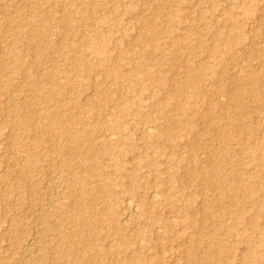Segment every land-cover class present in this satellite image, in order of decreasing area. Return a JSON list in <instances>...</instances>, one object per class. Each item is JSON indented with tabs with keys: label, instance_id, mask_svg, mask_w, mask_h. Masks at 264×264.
<instances>
[{
	"label": "rangeland",
	"instance_id": "rangeland-1",
	"mask_svg": "<svg viewBox=\"0 0 264 264\" xmlns=\"http://www.w3.org/2000/svg\"><path fill=\"white\" fill-rule=\"evenodd\" d=\"M63 14L73 20L65 29ZM102 18L107 21L100 28L119 22L129 33L108 48L112 61L122 49L123 71L145 80L139 69L144 64L169 85L181 84L173 93L167 86L160 93L173 94L168 104L174 108L173 129L181 136L164 141L163 149L175 148L166 161L154 146H146L152 139L142 136V125L131 129L133 121L121 99H134L144 89L142 98L148 103L156 84L146 80L144 88L132 86L115 74L86 70L81 60L76 68L73 58H67L69 48ZM138 36L143 43H132ZM152 36L164 50L154 52ZM199 63L204 64L201 69ZM0 71V264H149L155 258L159 264H254L244 259L245 241L233 236L232 212L222 204L237 207L232 199L237 193L248 215L259 214L251 220L255 230L246 232L260 255L255 263L264 264V165L255 188L244 185L242 174L257 170L253 158L264 162V0H0ZM191 72L200 77L202 94L191 86ZM94 77L104 96L96 93ZM86 97L97 102L95 108L84 104ZM101 106L107 109L98 112ZM130 109L136 113V105ZM69 117H84L99 127L89 150L91 166L67 142ZM117 118L133 134L136 148L164 162L161 171L151 172L145 161L135 168L132 152L118 159L104 151L101 142L121 145L116 133L109 140L101 136L106 121L116 124ZM250 127L254 132L245 131ZM165 167L168 173L161 176ZM210 168L220 171L211 175ZM222 169L231 170L230 175ZM136 173L141 185L152 182L165 189L168 200L127 208L123 199L128 193L120 189L124 177ZM111 176L115 199L109 197ZM153 189L140 188L148 203ZM186 196L192 198L187 209L195 211L196 233L180 214ZM250 198L255 205H249ZM164 204L169 205L166 212ZM110 208L116 223L124 226L123 235L109 231L105 222L98 225ZM151 215L170 225L152 226ZM221 226L227 228L226 253L216 255ZM125 238L131 239L130 248L122 247ZM102 247L110 249V257Z\"/></svg>",
	"mask_w": 264,
	"mask_h": 264
},
{
	"label": "bare ground",
	"instance_id": "bare-ground-1",
	"mask_svg": "<svg viewBox=\"0 0 264 264\" xmlns=\"http://www.w3.org/2000/svg\"><path fill=\"white\" fill-rule=\"evenodd\" d=\"M236 2V1H235ZM234 2V3H235ZM85 3V2H83ZM238 3V2H237ZM88 4H91V1L88 2ZM93 4H96V2L93 1ZM236 4V3H235ZM234 4V5H235ZM241 4V3H240ZM233 5V4H232ZM239 5V4H238ZM67 12V10H66ZM62 20V24L61 26H63V28L65 29L67 26L72 25L73 20H71L67 14H63L61 17ZM103 22L106 23L107 18H102V20H99V23H97V25H95V27H88L87 32L85 33L84 37L82 38L79 37L81 40H79V42L77 44H74L73 46H71L69 48V54L67 55V58H73L76 68H80L79 66V60L82 61V65L84 66V68L86 70L92 71L94 68L96 69H100L101 74L104 73V76H110V75H114L118 78L119 81L121 82H128L130 83V85L135 86V85H140V88H144L145 84H146V80L147 81H152V83L154 82L157 86V88H155L152 91H149V95L146 97V99H148V103H146L142 98V92L144 89H142L141 91H138L136 93V98L134 99H129V98H124L122 97V106L123 109L126 111V116L129 117L131 119V121H133L132 127L131 129H136L138 128V126L142 125V136L145 137H149V139H152L151 141H149L147 143L146 146H154L155 149L153 151L157 152V155L160 156H165V161L170 158V156H172L175 148L172 145H169V150H165L162 147L165 145L164 141H177V140H181V136L180 133L173 129V118L171 117V115L173 114L172 111H174L173 107H170L168 104V99L171 98L173 96V92L175 91V89L180 88L181 84H170L167 83V80H165V78L161 75V73L158 71V73H155V71L149 69L147 67V65L144 64H140L139 69L141 70V73L144 74V78L145 80H142L140 77H132V75L129 72L123 71L122 65H123V58L121 56L122 53V49L119 50V52L117 53L116 56L117 60L112 61L114 59V56H112V54H109L110 51L108 50V48H110V44L111 42H115L114 45H118L121 44V42L129 36L128 31L126 30V28H121L119 25V22H112L111 26L110 24H108V30L104 29V28H100L99 25ZM111 22V21H110ZM65 26V27H64ZM110 26V27H109ZM119 34V35H115V34ZM158 35V34H157ZM142 38V37H141ZM139 36L136 37L132 43L134 44H142L143 40L141 39ZM122 40V41H121ZM155 36H152V41L151 43L153 44L154 47V52L157 50H160L161 47L159 46L158 43H155ZM62 44V43H60ZM48 45H53L52 43L48 42ZM158 46V47H157ZM188 48V52L191 55V49L190 46H187ZM164 50V49H161ZM15 51V49H14ZM17 51V50H16ZM27 52L29 51L28 49L26 50ZM21 52L20 55L21 56H25V54L27 52ZM142 55H145L146 52H139ZM157 53V52H156ZM9 54V52H8ZM29 54V53H28ZM8 56V55H6ZM163 54L160 53L159 55V60H162ZM176 57V56H175ZM103 61H107V63H103ZM122 61V63H121ZM125 65V64H124ZM204 64H200L198 65L199 69H201L203 67ZM26 66V65H25ZM1 72V71H0ZM61 73V72H60ZM214 73V72H213ZM91 72H89V76ZM103 75V74H102ZM190 78L191 82H192V87H194L198 93L202 94V86H201V80L200 77L197 76V74L195 75V73L191 72L190 73ZM75 79L79 82V80H82V77H79L78 75L74 76ZM95 83V91L99 96H104V91L103 89L100 87L101 86V81L98 79V77H94L93 78ZM93 79H91L93 81ZM126 86V85H125ZM165 86L168 87V89H171L170 91H172V93H163V95H161V91H163V89H165ZM127 87V86H126ZM125 87V88H126ZM129 87V86H128ZM54 88L60 89V86H55ZM50 90V89H49ZM63 102H66L65 100L62 99ZM83 102L85 105L90 106V107H94L96 106L97 102H95V100H93L91 97H86L83 99ZM133 105H136V113H131L130 111L127 110H131L130 108L133 107ZM107 109V107L101 106L99 109H97L98 112ZM153 110H157L159 111L158 114H154L152 113ZM258 111V110H257ZM186 112L184 111L183 114H185ZM53 119L56 118V114L52 115ZM264 117V116H263ZM41 119V118H40ZM262 119V118H261ZM76 120H78L79 122H77ZM118 122L116 124H111L110 122L105 123L106 125V129L108 131H111V133H106L104 132L103 135L106 139H110L111 136L113 137V135H118L119 140L121 142V145L117 144V145H112V144H103L101 142V146L104 148V151H106L109 155L112 156H116L118 159H121V157L126 156V154L128 152H132V159L134 160V162L136 164H134L135 168L138 169L139 165H141V163L143 161H145L146 166H148V168H150L151 172H156V171H161V164H164L163 161L158 160L157 158H153L151 155V153L149 152H145L144 150H139L138 148H136L135 142L133 140V134L131 133L130 130H126L124 124L119 120V118H117ZM264 120V118H263ZM55 121V120H54ZM53 121V122H54ZM262 121V120H261ZM95 123V122H94ZM93 123V124H94ZM79 124V125H76ZM108 124V126H107ZM66 128H65V133H68L67 135V142L71 143L75 149V151L80 152L81 154H83L82 157V162L87 166H91L90 165V160L92 157V154L89 153V150H91V148H93L91 145L94 142V138H95V132H97L99 130V127H95L94 125H91V123L89 121H86V118L81 117V118H74V117H69V121L66 124ZM71 125H76L72 127V131L69 133L68 129L71 128ZM101 125V124H100ZM99 125V126H100ZM159 128V133L155 134L154 130L155 128ZM246 132H254L253 127H250L249 130H245ZM112 133H114L112 135ZM116 133V134H115ZM222 136L225 137L226 133L222 132ZM103 137V138H104ZM162 138V139H161ZM101 139V138H99ZM106 142V141H105ZM257 141L252 142L251 145H245L243 146L244 149H246L247 147L249 148L252 145H256ZM91 146V147H90ZM261 150V149H260ZM111 156V157H112ZM252 162L254 163L255 167L257 168V170L253 173H247L246 170H242V174L245 177V180H247V182L244 183V185L250 187L253 186L255 188L256 186V178L258 176V169H262V166L264 165L263 160H261L258 157H255L252 159ZM195 163V162H194ZM237 163H233V167L232 169H234L236 167ZM168 167H165L164 170L160 173L161 176H163V173H168L167 171ZM169 170V168H168ZM218 171L219 169H214V168H210V170H208L209 172H207L208 174L211 173L214 174V171ZM220 171V170H219ZM218 171V172H219ZM230 175L231 170L228 172L226 169H222L221 173ZM217 175V174H215ZM141 175L136 174H127L126 177H124L126 179V182H122V188L120 190H123L126 192V197L123 199V203L125 204V206L129 209H137L139 208H143L144 206H148V204L156 205L158 203H161L160 201L162 200L163 202L168 200V193L165 189H163L162 191L159 190V186L156 185L155 183H147L144 185H141V181H140V177ZM157 174H154L153 177H156ZM160 176V177H161ZM231 179L233 180V178L231 177ZM113 177H108V182L107 185L109 186V193L111 194L109 197H113V189H111L112 187V183H113ZM236 181V180H235ZM147 185H151L154 189L151 192V200L146 201V191H142L140 190L141 187H147ZM239 189V188H238ZM145 193V196H144ZM159 195V196H158ZM221 195L223 198L226 197V193L225 191L221 192ZM136 197L139 198H143L144 200H138L136 199ZM157 197H159L160 199H157ZM184 199L185 200V207L182 208L180 210V214L181 216L185 219L188 220L189 224L188 227H192V231L194 233H196L197 225H194V222L197 220L195 218V211H188V209L191 207L190 203L192 202V198L189 196H186ZM233 201L237 204V207L232 208V205L234 204L232 202V204H226V203H222L223 207H224V211H230L231 213V221L233 223L234 229H232L233 232V236L237 239L238 242L240 241H245V245H246V254L243 255V257L245 260H252L254 262V264H256L255 262H258V258H259V254L257 253V248L254 245V241L251 240L248 235V232H246L249 229H253L255 230L256 226V221H251L252 218H258V213L253 212V214H247L248 213V209L247 206L245 204L241 203V196L240 194H235L232 197ZM67 202V200H66ZM249 205H255V201L253 200V198H250L249 200ZM169 207L166 206V204H164V211L166 212L167 208ZM188 208V209H187ZM113 208H110L108 214L106 215L105 218L101 219L98 223L101 224L103 222L108 224V228L109 231H114V233L123 235V225H119L117 222V219L112 216V214H110L112 212ZM158 215V214H157ZM157 215H151V222L150 224H152V226L154 227H158L159 229L165 228L168 225V221H159V217H157ZM216 217V215H215ZM178 219V218H177ZM84 221H89V219L87 217L84 218ZM244 221H247L248 225H246L244 223ZM97 224L95 223V225H93V230L94 232H97L98 228L96 226ZM241 225H246V227L248 226V228L243 227L241 228ZM124 227V226H123ZM61 229V228H60ZM166 229V228H165ZM263 229V228H262ZM222 233L219 235L216 243H217V251H215L216 255H221V254H225L226 251L224 250L225 247V241H224V232L227 231V228L224 226H221L219 229ZM59 232V231H58ZM60 240V239H59ZM68 240V239H67ZM63 241V240H62ZM191 241V239H189V242ZM131 239L130 238H125V241H123L122 247L125 249L130 248V244H131ZM191 245H194L193 242L191 243ZM90 246H88L89 248ZM262 248L264 249V244L262 245ZM102 251L104 254H106L107 256H111L112 252L110 251V249L102 247ZM137 252L139 253V251L137 250ZM133 253L135 254L136 251H133ZM160 258V257H159ZM139 259V257H138ZM138 261V260H137ZM155 264H159L157 262H159L158 260H156V258L154 259ZM153 261V262H154ZM140 262V261H139ZM152 261L149 262V264H154Z\"/></svg>",
	"mask_w": 264,
	"mask_h": 264
}]
</instances>
